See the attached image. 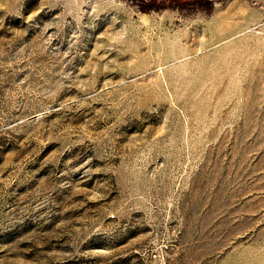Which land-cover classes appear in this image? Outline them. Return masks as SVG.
Here are the masks:
<instances>
[{
  "label": "rangeland",
  "instance_id": "obj_1",
  "mask_svg": "<svg viewBox=\"0 0 264 264\" xmlns=\"http://www.w3.org/2000/svg\"><path fill=\"white\" fill-rule=\"evenodd\" d=\"M211 1L0 0V264H264V0Z\"/></svg>",
  "mask_w": 264,
  "mask_h": 264
},
{
  "label": "trees",
  "instance_id": "obj_2",
  "mask_svg": "<svg viewBox=\"0 0 264 264\" xmlns=\"http://www.w3.org/2000/svg\"><path fill=\"white\" fill-rule=\"evenodd\" d=\"M134 4L142 13H150L162 9H179L186 4L210 3L211 0H125Z\"/></svg>",
  "mask_w": 264,
  "mask_h": 264
}]
</instances>
